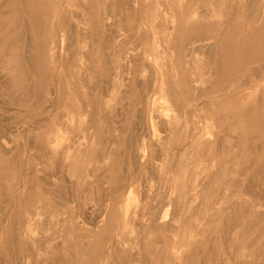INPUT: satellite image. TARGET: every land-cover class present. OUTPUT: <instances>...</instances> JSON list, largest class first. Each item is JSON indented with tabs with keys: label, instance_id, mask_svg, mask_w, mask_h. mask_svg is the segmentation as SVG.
<instances>
[{
	"label": "rangeland",
	"instance_id": "374dc122",
	"mask_svg": "<svg viewBox=\"0 0 264 264\" xmlns=\"http://www.w3.org/2000/svg\"><path fill=\"white\" fill-rule=\"evenodd\" d=\"M0 264H264V0H0Z\"/></svg>",
	"mask_w": 264,
	"mask_h": 264
},
{
	"label": "bare ground",
	"instance_id": "6f19581e",
	"mask_svg": "<svg viewBox=\"0 0 264 264\" xmlns=\"http://www.w3.org/2000/svg\"><path fill=\"white\" fill-rule=\"evenodd\" d=\"M131 2H132V1H131ZM135 2H137V1H135ZM131 10H132V9H131ZM56 13H57V12H56ZM191 15H192V14H191ZM173 36H174V35H173ZM27 40H28V39H27ZM51 42H52V41H51ZM52 43H53V42H52ZM52 43L50 44V46H52ZM154 47H155V46H154ZM48 48H49V47H48ZM51 48H52V47H51ZM57 49H60V48L58 47ZM48 50H50V49H48ZM52 50H53V49H52ZM54 50H55V49H54ZM54 50H53V54H54ZM48 52H49V51H48ZM51 52H52V51H51ZM55 52H56V51H55ZM56 53H57V52H56ZM53 54H50V55H53ZM57 54H58V53H57ZM50 55H49V56H50ZM163 55H164V57H169L168 54H167L166 52H165ZM47 57H48V56H47ZM52 57H53V56H52ZM52 57H51V58H52ZM57 60H58V59H57ZM114 61H115V60H114ZM122 63H123V62H122ZM163 64H164V63H163ZM119 65H120V64H119ZM121 65H122V64H121ZM166 65H167V64H166ZM161 67H162V66H161ZM117 69H118V68H117ZM112 71H113V70H112ZM115 72H116V71H115ZM117 73H118V70H117ZM117 73H115V74H117ZM12 74H13V73H12ZM164 74H165V73H164ZM164 80H165V79H164ZM116 81H117V79H116ZM174 81H175V80H174ZM118 82H119V81H118ZM159 82H160V81H159ZM165 82H167V81H165ZM115 83H116V82H115ZM119 83H120V82H119ZM176 83H177V82H176ZM198 83H199V82H198ZM120 84H122V83H120ZM160 84H161V83H160ZM193 84H194V83H193ZM118 85H119V84H118ZM118 85H117V86H118ZM170 85H171V84H170ZM47 86H48V85H47ZM120 87H121V85H120ZM170 87H171V86H170ZM118 88H119V87H118ZM197 88H199V87H197ZM197 88H195V89H197ZM200 88H201V87H200ZM200 88H199V89H200ZM121 91H122V89H121ZM114 92H116V91H114ZM122 92H125V91H122ZM127 92H128V91H127ZM189 93H190V92H189ZM195 93H196V92H195ZM31 94H32V93H31ZM165 94H166V93H165ZM197 94H198V93H197ZM123 95H124V93H123ZM125 95H126V93H125ZM195 96H196V95H195ZM112 97H113V96H112ZM162 99H163V98H162ZM164 102H165V101H164ZM172 103H174V102H172ZM176 103H177V102H176ZM176 103H175V104H176ZM52 104H53V103H52ZM104 104H105V103H104ZM166 104H167V103H166ZM54 105H55V103H54ZM106 105H107V104H106ZM167 106H169V108H170V104H169V105L167 104ZM167 106H166V110L169 109V108H167ZM52 107H53V106H52ZM104 107H107V106H104ZM155 108H156V107H155ZM164 109H165V108H164ZM178 110H180V109H178ZM164 111H165V110H164ZM167 111H168V110H167ZM69 112H70V111H69ZM69 112H68V113H69ZM89 112H90V111H89ZM169 112H170V110H169ZM70 113H71V112H70ZM165 113H166V112H165ZM89 114H90V113H89ZM162 114H163V113H162ZM68 115H69V114H68ZM72 115H73V114H72ZM85 115H86V114H85ZM165 115H167V114H165ZM168 115H169V114H168ZM154 116H155V115H154ZM154 116H153V118H154ZM82 117H83V116H82ZM82 117H81V118H82ZM158 117H159V116H158ZM158 117H157V119H158ZM167 117H168V116H167ZM79 118H80V117H79ZM66 119H67V118H66ZM144 119H145V118H144ZM150 119H151V117H150ZM150 119H149V120H150ZM159 119H160V117H159ZM140 120H141V119H140ZM151 120H152V119H151ZM163 120H164V119H163ZM167 120H168V119H167ZM169 120H171L170 117H169ZM56 121H57V120H56ZM65 121H67V120H65ZM142 121H143V120H142ZM72 122H73V121H72ZM140 122H141V121H140ZM162 122H163V121H162ZM165 122H166V121H165ZM165 122H163V123H165ZM174 122H175V120H174ZM67 123H69V122H66V124H67ZM143 123H144V122H143ZM151 123H152V122H151ZM54 124H55V123H54ZM66 124H65V125H66ZM83 124H84V123H83ZM149 124H150V123H149ZM154 124H155V123H154ZM170 124L172 125L171 122H170ZM68 125H69V124H68ZM68 125H67V127H68ZM72 125H73V124H72ZM144 125H145V124H144ZM55 126H56V125H55ZM60 126H61V125H60ZM60 126H56V129H55V130H56V133H57V130H58V134H59V135L56 134V136H60V134H61V133H59L60 128H57V127H60ZM150 126H151V125H150ZM61 127L64 128L63 125H62ZM154 127H155V125H154ZM168 127H169V126H168ZM170 128H171V127H170ZM62 130H63V129H62ZM170 130H172V129H170ZM170 130H169V132H170ZM60 131H61V130H60ZM172 131H173V130H172ZM143 132H144V131H143ZM64 133H65V132H64ZM64 133H63V134H64ZM54 134H55V133H54ZM54 134H53V135H54ZM61 135H62V134H61ZM165 136H166V135H165ZM50 137H52V136H50ZM54 137H55V136H54ZM60 137H61V138H64V137H66V135H65L64 137H63V136H60ZM142 137H145V136H142ZM167 137H169V136H167ZM61 138H58L59 141L61 140ZM137 138H139V137L137 136ZM137 138H136V139H137ZM146 138H147V137H146ZM165 138H166V137H165ZM64 139H65V138H64ZM56 140H57V139H56ZM65 140H66V139H65ZM48 141H51V139H49ZM54 141H55V140H54ZM61 141H62V140H61ZM158 141H159V140H158ZM161 141H162V140H161ZM166 141H167V140H166ZM166 141H165V142H166ZM63 142H64V141H63ZM142 142H143V139H142ZM48 143H50V142H48ZM56 143H57V141H56ZM127 143H128V142H127ZM138 143L141 144V141H139ZM50 144H51V143H50ZM50 144H49V145H50ZM54 144H55V143H54ZM58 144H59V143H58ZM63 144H64V143H63ZM79 144H82V143H81V142L78 143L77 146H78ZM144 144H145V140H144ZM153 144H154V143H153ZM157 144H158V143H157ZM51 146H52V145H51ZM58 146H59V145L56 146L58 149H57L55 146H52V147H55L57 150H59L61 147H60V146L58 147ZM73 146H75V144H74ZM80 146H81V145H80ZM132 146H133V144H132ZM142 146H144V145H142ZM67 147H68V146H67ZM145 147H146V146H145ZM155 147H156V146H155ZM55 148H54V149H55ZM73 148H74V147H73ZM73 148H71V146H70V150H71V149H72V150H75V149H73ZM79 148L81 149V147H79ZM83 148H84V147H83ZM54 149H53V150H54ZM56 149H55V151H56ZM68 149H69V148H68ZM139 149H140V148H139ZM144 149H145V148H143V150H144ZM161 149H162V148H161ZM61 150H62V149H61ZM112 150H113V149H112ZM132 150H133V149H132ZM141 150H142V149H141ZM143 150H142V151H143ZM163 150H164V149H163ZM63 151H64V150H63ZM78 151H79V150H78ZM142 151H141V152H142ZM56 152H57V151H56ZM60 152H61V151H60ZM71 152H72V151H71ZM76 152H77V151H76ZM131 152H132V151H131ZM134 152H135V151H134ZM72 153H73V152H72ZM142 153H143V152H142ZM61 154H63V152H62ZM65 154H67L68 156L71 155V154H69V150H68V153H65ZM73 154H74V153H73ZM143 154H144V153H143ZM143 154H142L141 156H145V155H143ZM57 155H58V154H57ZM57 155H56V156H57ZM75 155H76V154H75ZM72 156H73V155H72ZM129 156H130V155H129ZM133 157H134V156H133ZM63 159H64V158H63ZM78 159H79V158H77V160H78ZM143 159H144V158H142V160H143ZM66 160H68V159H66ZM73 160H74V159H73ZM69 161H70V160H69ZM69 161H68V162H69ZM79 161H81V160L79 159ZM144 161H145V160H144ZM64 163L66 164V162H64ZM70 163H72V162L70 161ZM140 163H141V162H140ZM75 164H78V163H75ZM134 164H135V163H134ZM134 164H133V165H134ZM70 166H71V165H70ZM76 166H77V165H76ZM65 167H66V166H65ZM145 167H146V166H145ZM73 168H74V167H73ZM137 168H138V167H137ZM142 168H143V167H142ZM143 169H144V168H143ZM143 169H141V170H143ZM68 170H69V169H68ZM74 170H75V168H74ZM138 170H139V169H138ZM159 170H160V169H158V171H159ZM70 171H71V169H70ZM72 171H73V169H72ZM126 178H127V177H126ZM128 178H129V177H128ZM135 178H136V177H135ZM135 178H134V179H135ZM134 179H133V180H134ZM136 181H137V180H136ZM136 181H135V182H136ZM132 183H133V182H132ZM171 183H172V182H171ZM136 184H139V183H136ZM128 185H129V184H128ZM132 185H133V184H132ZM130 186H131V184H130ZM130 186H129V188H130ZM194 186H195V185H194ZM196 188H197V187H196ZM132 189H133V186H132ZM132 189H131V190H132ZM171 190H172V189H171ZM191 190H193V189H191ZM129 191H130V190H129ZM123 192H124V191H123ZM125 192H126V191H125ZM131 192H132V191H131ZM196 192H197V191H196ZM140 193H141V192H140ZM198 193H199V192H198ZM195 194H196V193H195ZM133 195H134V194H133ZM127 196H128V195H127ZM145 197H146V196H145ZM131 198H132V194H131V197H130L129 199H126V200H129V203H128V202H127V203H128L129 205H131V206H134V205H132V201H133V199H135V198H132V199H131ZM146 199H147V198H145V200H146ZM149 199H150V198H149ZM168 199H169V198H168ZM124 200H125V199H124ZM134 202H135V201H134ZM122 203H123V202H122ZM125 203H126V202H125ZM127 203H126V204H127ZM136 203H137V202H136ZM148 203H149V202H148ZM123 204H124V203H123ZM163 204H164V203H163ZM163 204H161V205H163ZM167 204H169V203H167ZM172 204H173V203H172ZM121 205H122V204H121ZM125 206H126V205H125ZM127 206H128V205H127ZM166 206H167V205H166ZM168 206H169V205H168ZM168 206H167V207H168ZM129 207H130V206H129ZM138 207H139V206H138ZM142 207H143V206H142ZM120 208H121V206H120ZM120 208H119V209H120ZM130 208H131V207H130ZM85 209H86V208H85ZM124 209H125V208H124ZM128 209H129V208H128ZM134 209H135V208H134ZM138 209H139V208H138ZM121 210H122V208H121ZM129 210H130V209H129ZM122 211H123V210H122ZM122 211H121V213H122ZM130 211H131V210H130ZM137 211H138V210L136 209L135 212H137ZM143 211H144V210H143ZM184 211H185V210H184ZM126 212H127V210H126ZM126 212H125V213H126ZM141 212H142V210H141ZM164 212H165V211H164ZM171 212H172V211H171ZM188 212H190V210H188ZM129 213H130V212H129ZM139 213H140V212H139ZM146 213H147V212H146ZM157 213H158V212H157ZM122 214H123V213H122ZM141 214H142V213H141ZM151 214H152V213H151ZM34 215L36 216L37 214L34 213ZM139 215H140V214H139ZM144 215H145V214H144ZM144 215H143V216H144ZM163 215H164V214H163ZM167 215H168V214H167ZM177 215H178V214H177ZM148 216H149V214H148ZM148 216H147V217L144 216V218H145V217L148 218ZM164 216H165V215H164ZM164 216H163V217H164ZM119 217H120V215H119ZM121 217H123V216L121 215ZM121 217H120V218H121ZM125 217H126V214H125ZM133 217H134V215H133ZM32 218L34 219L35 217L32 216ZM126 218H127V217H126ZM126 218H124V219H126ZM135 218H136V216H135ZM137 218H138V217H137ZM146 218H145V219H146ZM149 218H150V217H149ZM167 218H168V217H167ZM181 218H182V217H181ZM199 218H200V217H199ZM33 219H32V220H33ZM101 219H102V218H101ZM128 219H129V218H128ZM132 219H133V218H132ZM140 219H141V218H140ZM169 219H170V218H169ZM193 219H194V218H193ZM193 219H192V220H193ZM30 220H31V219H29V222H31ZM38 220H39V219H38ZM129 220H130V219H129ZM134 220H136V219H134ZM148 220H149V219H148ZM178 220H179V219H178ZM125 221H126V220H125ZM138 221H139V219H138ZM153 221H154V220H153ZM173 221H174V220H173ZM173 221H172V222H173ZM194 221H195V220H194ZM24 222H25V221H24ZM39 222H40V221H39ZM120 222H122L121 219H120ZM196 222H197V221H196ZM125 223H126V222H125ZM136 223H137V222H136ZM136 223H135V224H136ZM145 223L147 224V222H145ZM175 223H176V222H175ZM36 224H37V223H36ZM36 224H35V226L37 227ZM122 224H123V223H122ZM128 224H129V223H128ZM152 224H153V223H152ZM173 224H174V223H173ZM32 225H33V224H32ZM40 225H41V224H40ZM132 225H133V224H132ZM132 225H131V226H132ZM139 225H140V224H139ZM164 225H165V224H164ZM169 225H170V224H169ZM174 225H175V224H174ZM26 226H27V225H26ZM28 226H29V225H28ZM126 226H127V225H126ZM30 227H31V225H30ZM174 227H176V226H174ZM27 228H28V227H27ZM27 228H25V229H27ZM31 228L34 229V227H31ZM157 228H158V227H157ZM194 228H195V227H194ZM196 228H197V227H196ZM36 229H37V228H36ZM141 229H142V227H141ZM159 229H160V228H159ZM161 229H162V228H161ZM174 229H175V228H174ZM183 229H184V227H183ZM28 230H31V229H27L26 232H28ZM165 231H166V230H165ZM24 232H25V231H24ZM30 232H31V231H30ZM32 232H33V231H32ZM34 233H35V229H34ZM34 233H32V234H34ZM32 234L29 233V235H32ZM194 234H195V233H194ZM164 235H165V234H164ZM166 235H167V233H166ZM173 235H174V232H173ZM173 235L171 234V236H173ZM33 236H34V235H33ZM33 236H31V237H33ZM189 236H190V235H189ZM192 236H194V235H192ZM22 237H23V235H22ZM24 238H25V234H24ZM28 238H29V237H28ZM160 238H161V237H160ZM31 239H33V238H31ZM172 239H173V238H172ZM176 239H177V238H176ZM190 239H192V237H191ZM173 240H175V239H173ZM178 240H179V239H178ZM29 241H30V240H29ZM176 241H177V240H176ZM187 241H188V240H186V244H187ZM183 242H184V240H183ZM173 243H174V242H173ZM172 247H173V246H172ZM173 248H174V247H173ZM173 248H172V249H173ZM177 248H178V247H177ZM177 248H176V249H177ZM172 249H171V250H172ZM179 249H180V248H179ZM179 249H178V250H179ZM168 250H169V249H168ZM173 250H174V249H173ZM175 251H176V250H175ZM172 253H174V251H173ZM133 254H134V253H133Z\"/></svg>",
	"mask_w": 264,
	"mask_h": 264
}]
</instances>
